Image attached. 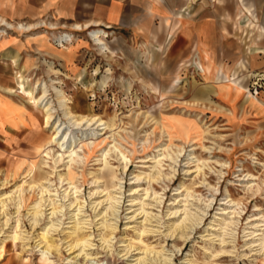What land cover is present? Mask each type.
Wrapping results in <instances>:
<instances>
[{
	"label": "rangeland",
	"instance_id": "374dc122",
	"mask_svg": "<svg viewBox=\"0 0 264 264\" xmlns=\"http://www.w3.org/2000/svg\"><path fill=\"white\" fill-rule=\"evenodd\" d=\"M182 13L187 15L189 10ZM99 28L108 32L103 37L108 52L94 40ZM66 35L73 42L64 41L62 48L59 43ZM48 37L52 52L30 75L33 84L47 83L55 118L71 127V137L77 140L79 156L71 165L70 180L81 191L78 200L84 209L78 220L71 219L69 205L76 198L63 199L62 190L71 189L67 177L62 182L58 176L66 173L69 153L57 157L61 151L50 142L53 132L43 125V108H33L27 96L16 97L32 106L37 126L29 135L20 134L15 145L1 146L6 163L0 164V250L5 244L0 264H40L44 237L56 247L47 254L51 260L77 264L78 248L71 250L69 243L75 245L78 238L90 235L96 252L105 257L103 264L130 263L139 257L137 249L153 247L171 256L173 264H264V250L251 249L246 237L258 230L256 225L264 228V81H259L263 77L253 76L248 81L250 90L230 69L234 60L214 58L211 63L208 52L206 64H202L195 60L192 47L182 41H173L168 47L167 41L142 42L129 33L101 26L85 32L57 27L49 30ZM220 62L233 75L227 71L223 74L228 79L218 77L217 81ZM20 80L30 94L33 84ZM56 89L65 94L75 117L79 121L94 119L92 125L73 127ZM99 120L106 125L100 126ZM40 146L51 151L50 158L42 159V150L37 152ZM14 155L26 163L33 161L38 174L49 178L62 195L52 199L62 213L52 217L47 203L39 209L43 216L36 215L34 205L40 200V191L28 186L18 213L17 187L23 183L26 165L12 178L15 171L11 176L10 172L23 164L14 162ZM106 162L110 164L107 169ZM112 169L124 182L117 217L106 203L116 196ZM185 208L191 221L184 230L174 232L171 226L184 217ZM223 219L230 223L228 227ZM104 220L109 226L118 225L110 253L100 241L103 233L111 237L110 229H103ZM18 221L21 239L15 246L11 237ZM77 225L80 230L73 235ZM123 244L130 248L126 251ZM124 254L129 261H124ZM147 263L160 261L149 256Z\"/></svg>",
	"mask_w": 264,
	"mask_h": 264
},
{
	"label": "crops",
	"instance_id": "0c3cea01",
	"mask_svg": "<svg viewBox=\"0 0 264 264\" xmlns=\"http://www.w3.org/2000/svg\"><path fill=\"white\" fill-rule=\"evenodd\" d=\"M65 26L76 32L106 27L142 42L167 41L168 47L182 41L202 64L208 52L211 63L214 58L234 60L230 69L248 87L253 76L264 75V0H0V164L6 163L1 146L15 145L20 134L29 135L37 126L32 106L16 99L26 97L19 78L33 84L30 74L52 52L49 30ZM227 71L218 63L216 80L228 79ZM13 157L23 164L10 176L30 162Z\"/></svg>",
	"mask_w": 264,
	"mask_h": 264
},
{
	"label": "bare ground",
	"instance_id": "6f19581e",
	"mask_svg": "<svg viewBox=\"0 0 264 264\" xmlns=\"http://www.w3.org/2000/svg\"><path fill=\"white\" fill-rule=\"evenodd\" d=\"M19 28L21 30L25 29L23 26H21ZM105 36H106V33L103 31L96 32L93 35L96 44L98 46H101L103 50L108 52L109 51L108 45L106 43V40L103 38ZM64 41H66L67 43H71V42H73V37L71 35H66L65 37L62 36L60 43H59L60 47H62V48L64 47L63 46V44L65 43ZM210 69H211V66L209 65V66H207L206 70L204 69V71L207 72V71H210ZM229 82H231V81H229ZM232 83L234 86L237 85V82H232ZM236 88L240 89V90H244V92H247L242 87L236 86ZM56 92H57V96H58L59 101H60V105L64 110V115L66 118H68L70 120V123L72 124L73 127L78 128L79 126H82L84 124L87 126L92 125L94 119L93 120L92 119H85V120L79 121L75 117V115L69 110V107L67 106V100L65 98V94L59 89H56ZM31 93H34L36 95L35 99H32L30 97ZM31 93L27 94L26 92H24L23 94L29 98V100L31 101V104L33 105V107L35 109L43 108L44 114H45V116H44L45 128H49L53 132L52 136L50 138V142L57 145L59 150L61 151V153H59L57 157H60V156L62 157L63 156L62 153H64V152L69 153V155H68L69 161L65 165L66 173L64 175H62L60 173L58 176L62 182L64 181L63 177H67V179H66L67 183L66 184L69 185V188L71 190L70 191H68V189L62 190L64 193L63 196H65V197H63V199H66V196H69V197L74 196L76 198V202L70 203L69 206L71 208H73L72 209L73 214H72L71 219L78 220L80 214L82 213V211L84 209V206H81V202H79V200H78V195L81 194V191L77 190V188L75 186H73V184L70 180V178H71V165L75 161V159L79 156V154L76 150L77 140L72 139V137H71V132H72L71 127L66 128L64 123H62L61 121H58L55 118V116H54L55 108L53 107V103L48 100L49 99V88H48L47 83L36 81V83H34L31 87ZM98 122L101 123L100 126L106 125V123L102 120H99ZM52 153H53V151H52ZM105 153H103V154L105 155ZM41 154H43L42 159L51 157V151H48L46 149L42 150ZM42 164H44V161L41 162V165ZM109 167H110V164L108 162H106L105 163V169H107ZM17 175H18V173L15 171L12 175V178H16ZM22 175H23V183L17 187V192L19 191V197H18L19 201L17 203L18 204V213H20V210L23 208L25 186H28L30 189L37 188L40 191V196H39L40 200L37 201L36 204L34 205L36 207V210H35L36 215H40V216L42 215L43 210L39 211V209H41L42 206L47 204V203H48V207H51L49 210L51 211L50 215L52 217L56 216L58 213H62L63 210H57V208L54 207L53 200H52L54 197L60 198L62 195L61 196L59 195L57 188L54 189V185H53V183L50 182L48 177L44 178L38 174L37 165H35V163L33 161H30L28 163V165H27L26 169L23 171ZM111 176H112L111 179L113 180L114 187L116 188L115 189V195L116 196L114 198H110L109 200L106 201V203L110 204V207H108L107 210L108 209L111 210L113 212V215H115L117 217L118 216L117 210H119L118 208H119V205L121 203L120 201L122 198L120 195L123 192L122 189H123L124 182L122 179H120L118 177L116 171L113 169H112ZM107 190H108V188H107ZM102 192L104 193L105 191H102ZM131 192H134V194H135V192H137V190L131 189ZM12 193L13 192L7 194V197L10 198L12 196ZM146 194L149 195V192L147 191ZM134 201H136V200H134ZM59 202H60V200H58L57 203L60 204ZM100 204H102V203H100ZM100 204H98V205H100ZM60 206L63 207L62 204H60ZM183 211H184V213H183L184 217L180 218L178 220V222L174 223L171 226V229H174V232H177V231L182 230V229L184 230L185 226L188 224L187 222L191 221L192 216L190 214V211L186 208ZM178 213H180V211L173 213V214L176 215ZM232 214H235V213H232ZM52 217H51V219H52ZM200 220L202 221L203 218H200ZM222 222H223V225H225L226 227H228L230 224V223H228L227 219H223ZM20 225H21L20 222L17 223V227L15 228L16 231H15L14 235L12 234L13 236L11 237V241L13 242V244L15 246L18 245V242L21 239L20 234H19V230L21 228ZM54 226L55 225H53V228H54ZM102 226H103L104 230L110 229V231H111V237L110 238L107 237L105 235V233H103L101 236V239H100V241L102 243V247H104L105 250L107 249L108 253H110L113 251V240H114V238H115L114 236L118 230V225L115 223V224L109 226L107 224V221L104 220L102 222ZM256 228L258 230H256L255 232L248 233L246 235V237L248 238V244L247 245H250L251 249H254L255 247H261V249L264 250V228L259 229L258 225H256ZM77 230H80V227H78V225L73 227V231H74L73 235L76 234ZM259 231H261V233H258ZM92 239H93V236L90 235L88 238H85V237L78 238L75 241V245H71L69 243L71 250L78 248L79 254L76 255V257H75L77 260H79V263H77V264H103V261H105V257L102 256L101 253L96 252V249L94 248L95 245L93 244ZM74 240H72V241H74ZM41 243L44 244L43 248L45 250L44 251L42 250V257L40 259V264H56L47 255L48 253H50L51 251H53L56 248L54 246L53 242L50 240L49 237H44L41 240ZM129 246L130 245L123 244V246H121V247L126 248V251H127V248H130ZM131 247H132V245H131ZM4 248H5V244H3L1 246V250H4ZM137 250L140 251V253L136 254L139 257L134 259L133 261H130V263H126V264H148L147 262H148L149 256H153V258L158 257V261H160V264H173L172 263L173 260H172L171 256L169 257L168 255L164 254L163 250L157 251L154 247L152 249L144 248V249H137ZM126 256H127V254H124L122 257L125 258ZM124 261H129V260H128V258H125Z\"/></svg>",
	"mask_w": 264,
	"mask_h": 264
},
{
	"label": "built area",
	"instance_id": "2783aa9c",
	"mask_svg": "<svg viewBox=\"0 0 264 264\" xmlns=\"http://www.w3.org/2000/svg\"><path fill=\"white\" fill-rule=\"evenodd\" d=\"M261 77H263V78H262V79H259V81H264V75H261ZM255 84H257V85H258L259 83H258V82H256ZM258 93H259V90H258V89H256V90H255V94H256V95H258Z\"/></svg>",
	"mask_w": 264,
	"mask_h": 264
}]
</instances>
